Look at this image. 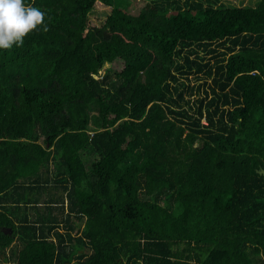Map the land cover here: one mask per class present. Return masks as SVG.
Returning <instances> with one entry per match:
<instances>
[{"label":"trees","instance_id":"trees-1","mask_svg":"<svg viewBox=\"0 0 264 264\" xmlns=\"http://www.w3.org/2000/svg\"><path fill=\"white\" fill-rule=\"evenodd\" d=\"M26 2L47 31L0 49V264H264V0Z\"/></svg>","mask_w":264,"mask_h":264},{"label":"clouds","instance_id":"clouds-1","mask_svg":"<svg viewBox=\"0 0 264 264\" xmlns=\"http://www.w3.org/2000/svg\"><path fill=\"white\" fill-rule=\"evenodd\" d=\"M47 31L45 12L26 0H0V49L19 47L37 28Z\"/></svg>","mask_w":264,"mask_h":264},{"label":"rangeland","instance_id":"rangeland-1","mask_svg":"<svg viewBox=\"0 0 264 264\" xmlns=\"http://www.w3.org/2000/svg\"><path fill=\"white\" fill-rule=\"evenodd\" d=\"M147 1L148 0H136L137 6L133 10V12L136 13L140 9V7L144 5ZM221 1L228 5H234V6H248V5L254 6L258 0H221ZM109 9H110L109 7L104 6L100 2H96L93 11L88 17L89 21L93 23L92 25L100 26L103 23L104 17L108 13ZM116 65L118 66L119 64L117 63ZM107 66L110 65L108 64ZM110 67L113 68L114 66L111 65ZM102 74L103 71L101 72V75ZM45 198L46 196L40 197L38 201L39 203L37 205V209L32 208L31 215H34L36 213L41 214L43 212V206H44L43 202L45 201ZM9 263L13 264L14 261L12 259H9Z\"/></svg>","mask_w":264,"mask_h":264},{"label":"crops","instance_id":"crops-1","mask_svg":"<svg viewBox=\"0 0 264 264\" xmlns=\"http://www.w3.org/2000/svg\"><path fill=\"white\" fill-rule=\"evenodd\" d=\"M46 208V206L43 207V209ZM45 210V209H44ZM18 217H21V215L19 214Z\"/></svg>","mask_w":264,"mask_h":264},{"label":"water","instance_id":"water-1","mask_svg":"<svg viewBox=\"0 0 264 264\" xmlns=\"http://www.w3.org/2000/svg\"><path fill=\"white\" fill-rule=\"evenodd\" d=\"M259 172H260V173H264V170H260Z\"/></svg>","mask_w":264,"mask_h":264}]
</instances>
